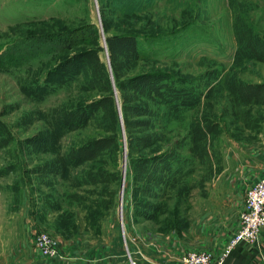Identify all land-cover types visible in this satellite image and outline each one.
I'll use <instances>...</instances> for the list:
<instances>
[{
    "label": "rangeland",
    "instance_id": "obj_1",
    "mask_svg": "<svg viewBox=\"0 0 264 264\" xmlns=\"http://www.w3.org/2000/svg\"><path fill=\"white\" fill-rule=\"evenodd\" d=\"M263 174L264 0H0V260L220 251Z\"/></svg>",
    "mask_w": 264,
    "mask_h": 264
},
{
    "label": "built area",
    "instance_id": "obj_2",
    "mask_svg": "<svg viewBox=\"0 0 264 264\" xmlns=\"http://www.w3.org/2000/svg\"><path fill=\"white\" fill-rule=\"evenodd\" d=\"M263 228L264 174L247 188L239 226L223 248L217 252L212 249H190L175 264H225L226 259L238 244L256 241ZM35 242L42 254L50 257L62 256L60 240L51 232L38 231Z\"/></svg>",
    "mask_w": 264,
    "mask_h": 264
},
{
    "label": "crops",
    "instance_id": "obj_3",
    "mask_svg": "<svg viewBox=\"0 0 264 264\" xmlns=\"http://www.w3.org/2000/svg\"><path fill=\"white\" fill-rule=\"evenodd\" d=\"M62 243L63 245L61 244V257L48 259L46 262L43 261V263L38 262L36 258L39 259V252L37 250V247L33 245L27 248V253L30 255V259L26 260L25 262H18L20 264H114L113 253H111L110 256H107L105 258H87L88 256L86 254L84 255L83 252H77L74 255L71 253L72 255L68 256V245L64 244V242ZM9 253L10 251H8V255ZM143 256L144 258L149 259L147 255ZM19 263L16 262L15 264ZM0 264L14 263L10 261L0 260ZM225 264H264V228L260 231L256 241L251 243L238 244L226 259Z\"/></svg>",
    "mask_w": 264,
    "mask_h": 264
},
{
    "label": "trees",
    "instance_id": "obj_4",
    "mask_svg": "<svg viewBox=\"0 0 264 264\" xmlns=\"http://www.w3.org/2000/svg\"><path fill=\"white\" fill-rule=\"evenodd\" d=\"M91 27L94 26V24L90 25ZM76 35V30H72L70 32L67 31H57V32H53V34H51V38L53 39V41H56V42H62V43H69L73 38L74 36ZM126 42H124L126 44V47L132 51V50H135L136 49V43L138 41V38H137V35H134V34H130L129 36H126ZM109 39H110V45H111V49H112V54L114 56V54L116 53V42H117V39L114 38L113 36H109ZM82 55V54H81ZM143 79L140 80V83L141 85H150L151 83L153 84L154 83V78L152 79L151 77V74H145V75H142ZM147 77V78H146ZM54 77H52L53 79ZM51 80V79H49ZM138 83V84H140Z\"/></svg>",
    "mask_w": 264,
    "mask_h": 264
},
{
    "label": "water",
    "instance_id": "obj_5",
    "mask_svg": "<svg viewBox=\"0 0 264 264\" xmlns=\"http://www.w3.org/2000/svg\"><path fill=\"white\" fill-rule=\"evenodd\" d=\"M125 163V162H124ZM124 166H125V164H124ZM122 193V192H121ZM121 199H122V196H121ZM119 211H120V213L122 212V203L119 205Z\"/></svg>",
    "mask_w": 264,
    "mask_h": 264
}]
</instances>
